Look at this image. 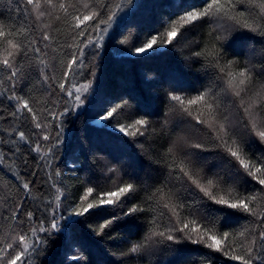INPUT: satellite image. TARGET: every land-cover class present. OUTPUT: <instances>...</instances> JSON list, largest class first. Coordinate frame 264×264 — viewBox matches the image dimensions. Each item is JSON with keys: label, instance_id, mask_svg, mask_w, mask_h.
Segmentation results:
<instances>
[{"label": "snow or ice", "instance_id": "snow-or-ice-1", "mask_svg": "<svg viewBox=\"0 0 264 264\" xmlns=\"http://www.w3.org/2000/svg\"><path fill=\"white\" fill-rule=\"evenodd\" d=\"M128 3H131V0H128ZM238 4H247L258 11L253 16H246L243 9L236 10ZM181 8L184 10L178 13L175 19L170 18V23L164 27L163 31L149 34L143 42L139 43V46L134 44L127 55L150 59L151 55L171 52L182 42L191 28L216 24L222 20L231 21L239 28L264 36V0H200L199 4L181 5ZM17 9L29 18L34 14V22L32 25L24 26L8 24L0 19V73L4 74V78L0 79V101L9 102L11 110L8 118L10 120L27 122L30 118L38 140L34 142L20 126H14L7 130L0 129V144H10L9 151L13 156H20L25 164L27 160L24 159V153L21 151L22 146L26 145L30 152L38 154L44 165L46 179L43 184L46 185V191L42 192L45 199L41 200L44 208L40 217L31 209L22 211L23 202L16 205L11 210V215L7 216L14 227L12 233L0 241V264H37L38 261L39 264H48L47 258H40L51 256L58 246L59 249L63 246L66 253L70 252L77 243L75 238L71 237V230L81 225L87 226L90 234L101 238L104 236L111 238L117 231L118 224L139 220L140 214L146 210L154 211L148 205V201H155L157 204L163 202L162 208L171 213L175 223L171 224L170 217V227L166 226L165 230H159L157 225L145 234L140 243L133 244L127 252H122L121 256L139 254L142 249L153 243L171 242L173 245H183L174 249L178 252L188 248V245L193 246L191 248L197 250L195 253L203 257L204 264H215L216 257L213 253H221L237 264H264V208H262L264 204V123L258 120V113L264 112V83L257 87L258 74L253 71L255 65L238 67V62L235 60L220 64L222 57L219 49H213L211 53L199 50L192 52V56L197 60L211 56V65L222 74L219 78L225 82L226 87L220 91L231 92L237 99L238 106L243 109L244 116L241 118V123L248 137L247 147L244 146L243 141L233 138L229 125L222 122L219 93L211 86L205 87L190 97L170 92L168 99L172 104L171 111L184 114L195 121L196 125H202L200 131H203V128L209 129L212 134L210 139L214 141L213 147L226 153L223 158L224 163L231 168L239 165L236 169L237 178L242 170L246 177L251 178L246 183L254 182L258 187L247 193H241L235 188H225L223 185L228 181L224 176L209 177L202 175L201 171L194 170L190 158L195 156L198 159H207L200 153L210 150L203 142H190L184 137H178L168 147L167 152L174 154L176 149L182 147L196 150L184 153V156L188 158L187 162L182 159L177 163L173 159L171 165L173 174L178 169L181 175L177 176V179L184 180L187 195L192 197L194 202L205 200L210 202L207 211L219 214L225 220L231 216H237L238 213L247 214L259 221L257 229L245 228L239 233L218 231L202 220L182 217L181 210L185 205L173 202L172 195L165 193L163 187L152 191L146 197L145 206H142L135 203L139 191L137 185L126 179H120L117 182L114 177H109L113 186L108 190L100 188L99 185H92L91 181H88L78 199L61 211L62 204H66L70 199L59 180L62 176L59 164L53 166L61 153L66 154L67 145L63 135L62 121L70 112H75L84 106L87 99L85 94L93 90L94 84L96 86L94 91L98 90L100 77H97V69L100 65L91 61L86 62L85 49H93L92 60L101 58L105 38H110V29L116 23L117 10H122V5L112 7L108 0H23L22 5L17 3ZM46 18L66 25L72 40L67 47L73 51L58 82L54 76L49 77L45 72V69L49 67L47 60L44 59L48 56L46 49L56 51V48L52 47L56 37L49 31L53 26ZM37 30L39 31L38 39L35 34ZM55 30L59 31V28ZM215 31L213 28V32ZM237 37L245 40L252 39V36L241 33L235 35L231 42ZM226 39L227 37L218 32L213 36V41ZM40 42L46 43L43 47L37 46ZM119 43L125 45L128 41L121 39ZM162 49L166 51H161ZM33 56L42 66L39 71L43 82L47 83L49 88L53 86L58 88L60 93L71 100L70 104L66 102L64 108L59 111L54 110L55 104L52 108L45 104L44 111L48 116H51L52 120L61 121L57 125L55 136L49 130L50 124L45 123L47 117L44 120L40 118L31 97L19 95L16 91L17 83L21 79L20 59L30 61ZM260 68L264 70V63H260ZM80 75H84L86 82L82 81L78 85L73 84L69 87L67 84L69 76ZM259 75H264V71ZM48 94L51 95L50 92ZM127 103V100H123L120 103L108 105L104 111L98 113V119L93 123L100 129L111 127L124 137L144 136L149 131L150 125V120L144 118L149 116L147 114L138 115L130 123L117 126L116 117L123 114ZM5 119L3 111L0 110V121ZM223 120H227V117H223ZM4 135H7L9 139L5 140ZM39 141L48 143L42 144ZM250 145H259L260 150L256 151L260 154L258 157L255 153L249 155L252 149ZM5 159L7 157L0 151V165ZM64 163L66 167L70 166L76 170L79 167V157ZM108 171L115 172V168H110ZM31 175L34 176L35 173ZM21 187L26 194V199L34 198L32 180H24ZM36 211H40L39 205ZM159 215L163 217L166 213L161 212ZM93 218H100L102 222L94 226L90 223ZM151 223L156 225V219L154 218ZM25 224L27 228L22 227ZM201 246L209 251H201ZM82 259L79 253L72 252L60 259L58 264H66V262L80 264Z\"/></svg>", "mask_w": 264, "mask_h": 264}, {"label": "trees", "instance_id": "trees-1", "mask_svg": "<svg viewBox=\"0 0 264 264\" xmlns=\"http://www.w3.org/2000/svg\"><path fill=\"white\" fill-rule=\"evenodd\" d=\"M18 2L22 5L23 0H0V19L13 25H32L34 14L31 18L24 16L17 9ZM108 2L112 7L122 5V10H117L116 23L110 29V38H105L101 58L92 60L93 49H85L86 62L91 61L100 65L97 69V77H100L98 90L94 91L96 87L94 84L89 96L92 100V106L89 108L91 117L85 112L75 111L70 112L62 121L63 135L67 145L66 154L61 153L53 166L59 164L62 172L59 180L70 199L66 204H62L61 211L78 199L88 181H91L92 185H99L100 188L108 190L113 186L109 177H114L117 182L120 179H126L137 185L139 191L135 203L142 206H145L146 197L152 191L163 187L165 193L172 195L173 202L185 205L181 210L182 217L202 220L218 231L239 233L245 228L257 229L259 221L247 214L238 213L237 216H231L225 220L219 214L209 213L207 208L210 202L206 200L194 202L192 197L187 195L184 180L177 179V176L181 175L178 169L173 174L172 160L175 159L179 163L184 159L187 162L188 158L184 156V153L196 151L182 147L176 149L174 154H168L167 149L171 143L178 137H184L190 142H203L210 149L208 152L200 153L207 159H198L195 156L190 158L194 170L201 171L202 175L209 177L224 176L228 183L223 186L238 189L241 193H247L258 187L254 182L246 183L251 178L246 177L242 170L237 178L238 164L235 168H231L230 165L224 163L223 158L226 153L213 147L214 141L210 139L212 134L209 129L203 128V131H200L202 125H196L195 121L184 114L171 111L172 104L168 95L170 92H175L190 97L205 87L211 86L219 93L222 122L229 125L232 137L243 141L244 146L247 147L248 137L241 123V118L244 116L243 109L238 106V101L231 92L220 91L226 87L225 82L219 78L222 74L211 65V56L197 60L192 56V52L199 50L211 53L213 49H219L222 57L220 64L235 60L238 62V67L255 65L253 71L258 74L257 87H259L261 83H264V75H259L264 71L260 68V63H264V36L250 33L233 25L231 21L222 20L216 24L191 28L182 42L171 52L150 54V59H141L135 55L129 56L127 52L133 48L134 44L139 46V43L143 42L149 34L163 31L164 27L170 23V18L175 19L176 15L184 10L181 5L199 4L200 0H131V3H128V0H108ZM241 9L245 11L246 16H253L258 11L247 4H238L236 10ZM46 20L53 26L49 31L56 37V42L52 45L56 51L46 49L48 56L44 59L47 60L49 67L45 69V72L49 77L54 76L58 82L73 51L67 47L72 40L66 25L50 18ZM57 28L59 31L55 30ZM229 29L232 30L229 31ZM217 32L227 39L213 41V36ZM241 33L252 36V39L245 40L237 37L231 42L235 35ZM35 34L38 39L39 31L37 30ZM121 39H126L128 43L121 45L119 43ZM44 43L46 42H40L37 46L43 47ZM161 51H166V49ZM20 64L22 65L21 79L17 83L16 91L19 95L31 97L40 118L44 120L47 117L45 123L50 124L49 130L55 136L57 125L61 121L52 120L51 116H48L44 111L45 104L49 108L55 104L54 110L59 111L64 108L66 102L70 104L71 100L60 93L58 88L54 86L49 88V85L43 82L39 71L42 66L38 64L34 56L30 61L21 58ZM170 74L176 76L177 79L173 78L174 83L169 84L165 77H169ZM84 75L69 76L68 86L78 85L82 81L86 82ZM3 78L4 74L0 73V79ZM49 92L51 95L48 94ZM123 100H127L128 103L123 109V114L116 117L117 126L130 123L138 115L147 114L149 116L144 118L150 120V125L149 131L144 136L124 137L111 127L100 129L92 124V120L98 118V113L104 111L108 105H114ZM0 105H2L0 110L6 118L0 121V129L7 130L20 126L34 142L38 140L30 118L27 122L10 120L8 118L11 110L9 102L3 100L0 101ZM223 117H227V120H223ZM258 120L264 123V112L258 113ZM3 138L9 139L7 135ZM10 147L8 143L0 144V151L7 157L0 165V241L12 233L14 226L7 216L11 215V210L19 203L24 204L22 211L31 209L38 217L41 216L44 208L41 200L45 199L42 192L46 191V185L43 184L46 179L44 165L38 154L30 152L26 145L22 146L21 151L24 153V159L27 160L25 164L20 156L12 155L9 151ZM250 147L252 149L249 155L255 153L258 157L260 154L256 151L260 150L259 145H250ZM77 156L79 167L76 170L65 166V161H70ZM110 168H115V172H109ZM24 180L34 182L32 189L34 198H25L26 194L21 187ZM162 203L148 201V205L154 211L146 210L140 214L141 219L118 224L117 231L111 238L107 236L101 238L90 234L87 226L81 225L79 228H74L71 230V237L75 238L77 243L70 252L66 253L63 246L60 249L58 246L51 256L40 259L47 258L48 264H58V261L65 255L76 252L83 257L80 264H204L203 257L195 253L197 250L191 248L193 246L188 245V248H183L181 252H178L174 249L183 247V245H173L171 242L153 243L142 249L139 254L121 256V253L127 252L133 244L140 243L145 234L157 225L159 230H165L166 226L170 227L175 223V218L171 217V213L162 208ZM38 205L40 211H36ZM161 212L166 215L161 217L159 215ZM154 218L156 225L151 223ZM100 222H102L100 218H93L90 223L95 226ZM22 227L27 228V225H22ZM201 251L209 250L201 246ZM213 255L216 257L215 264H237L221 253H213Z\"/></svg>", "mask_w": 264, "mask_h": 264}, {"label": "rangeland", "instance_id": "rangeland-1", "mask_svg": "<svg viewBox=\"0 0 264 264\" xmlns=\"http://www.w3.org/2000/svg\"><path fill=\"white\" fill-rule=\"evenodd\" d=\"M176 77V76H175ZM174 76H172V74H170L169 75V77H165L166 78V80L168 81V83L170 84V83H174L173 81V78L174 79H177V78H175ZM91 91V90H90ZM86 96H87V99L85 100V104H84V106L82 107V108H80V109H77L76 111H77V113L78 112H85V114L87 115V116H89V117H91V109H89V108H91V106H92V100H91V98L89 97L90 96V93H87V94H85ZM88 97H89V100H88ZM91 102V103H90ZM87 105V106H86ZM87 110H90V111H87ZM89 112V113H88ZM96 119H98V118H96ZM96 119H93L92 120V124L93 125H95V126H97L96 124H94L93 123V121L94 120H96Z\"/></svg>", "mask_w": 264, "mask_h": 264}, {"label": "bare ground", "instance_id": "bare-ground-1", "mask_svg": "<svg viewBox=\"0 0 264 264\" xmlns=\"http://www.w3.org/2000/svg\"><path fill=\"white\" fill-rule=\"evenodd\" d=\"M112 131V130H111Z\"/></svg>", "mask_w": 264, "mask_h": 264}]
</instances>
